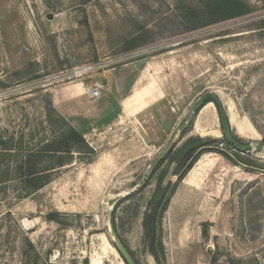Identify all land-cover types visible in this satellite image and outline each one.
Wrapping results in <instances>:
<instances>
[{"label": "rangeland", "instance_id": "obj_1", "mask_svg": "<svg viewBox=\"0 0 264 264\" xmlns=\"http://www.w3.org/2000/svg\"><path fill=\"white\" fill-rule=\"evenodd\" d=\"M242 1L251 14L195 29L207 19L197 22L191 13L206 15L220 0H0V264H126L109 233V212L136 260L157 264L143 229L157 184L153 163L197 100L216 94L234 127L245 118L257 133L251 139L232 127L238 140L264 144V0ZM138 32L148 44L121 53ZM151 60L149 79L164 91L159 120L146 112L139 121L99 128L90 137L97 163L76 152L63 166L48 159L47 176L58 175L33 191L18 168L67 131L62 103L88 86L87 68ZM170 113L177 118L165 136L161 124ZM200 133L224 145L213 103L176 139L175 151ZM246 154L264 171V152ZM207 158L210 170L200 172L196 188L181 185L164 216L166 264H264V249L246 256L240 250L260 235L263 201L254 184L244 186L254 169L216 153ZM169 181L177 178L170 174Z\"/></svg>", "mask_w": 264, "mask_h": 264}, {"label": "trees", "instance_id": "obj_2", "mask_svg": "<svg viewBox=\"0 0 264 264\" xmlns=\"http://www.w3.org/2000/svg\"><path fill=\"white\" fill-rule=\"evenodd\" d=\"M252 12V9L242 0H220V3L204 10L203 13L206 15H201L200 12L197 11L189 15L195 17L197 22H201L200 19H207L201 27L199 24L195 26V29H204L222 22L244 17ZM147 44L148 41L145 36L138 32L122 42L121 53L134 52ZM192 127L193 124H191L188 131L181 136V139L186 137V134ZM234 138L237 142L241 143L235 135ZM223 144L226 149H221L219 147L220 142L216 139L209 137L203 138L200 136L191 137L185 141L181 149L175 151L174 147L164 161L154 166L153 175L157 176V184L143 217V229L148 251L157 264H166V250L163 243L164 216L179 186L204 155L216 153L236 166L262 169L261 163L253 159L251 155L241 154L235 151L234 147L226 141H224ZM74 152L79 154L80 161L86 163L93 162L97 156V152L84 139L83 135L75 128L68 125L67 131L61 134L55 141L44 145L39 152L30 153L18 168L19 174L33 191H38L50 184L58 175L56 174L48 177V170L46 167H43L44 163L50 159V161L56 162L58 166H63L69 162L67 159L73 156L72 154ZM172 166L174 167L172 168ZM170 174L177 178L176 183H172L171 181L166 182ZM59 216V213H55L54 215H49L48 219L55 220V217ZM112 221L116 230L114 214ZM129 252L131 253L130 250ZM131 255L137 264H140L132 253ZM85 263L87 264V261ZM230 264H234V261H231Z\"/></svg>", "mask_w": 264, "mask_h": 264}, {"label": "crops", "instance_id": "obj_3", "mask_svg": "<svg viewBox=\"0 0 264 264\" xmlns=\"http://www.w3.org/2000/svg\"><path fill=\"white\" fill-rule=\"evenodd\" d=\"M153 60L147 62L129 61L119 67L95 66L92 76L89 77L92 80L87 85L94 83L101 85L100 97L92 99L85 93L86 87H83L81 91L71 95L62 103L63 116L67 121L69 120L70 125L81 133L89 145L97 152L96 158L93 162L89 163L90 165L97 163L95 161L99 159L98 150L94 146V142L90 141V137H97L99 128H112L117 123H124L127 120L139 121L143 118L141 114L146 112L150 116H156L157 120H159V110L164 105L162 101L164 91L158 81L149 79V76H152L151 71L155 68ZM227 113L231 125L234 127L231 116L228 111ZM165 118L166 121L161 124L162 133L168 136V131L172 130L177 116L170 113ZM95 124L98 128L90 129L89 126H94ZM234 128L244 137L255 139L257 136L256 131L245 118H241V123ZM203 135V133H200V137H203ZM209 155L212 154L204 155L182 182L181 185H184L186 189L196 188L199 184L198 177L201 174L200 172L210 170L208 166L211 164L206 163ZM103 163L104 160L103 162L99 161L97 166H103ZM238 167L246 168V166ZM253 171V174H246L249 176V179H246L247 183L244 186L255 185L256 193L260 195L263 206L259 211L261 215L260 235L254 241L245 242L240 245V250L245 256L264 249V171L260 169H254ZM95 174L97 176L99 172H95ZM255 190L252 188L250 194H253ZM177 199L179 200V206L183 198L177 197Z\"/></svg>", "mask_w": 264, "mask_h": 264}, {"label": "water", "instance_id": "obj_4", "mask_svg": "<svg viewBox=\"0 0 264 264\" xmlns=\"http://www.w3.org/2000/svg\"><path fill=\"white\" fill-rule=\"evenodd\" d=\"M48 19L52 20L53 15L52 14L48 15ZM209 103H213L217 107L225 141L228 144H230L232 147H234L235 151L241 154H246V153H250L253 151L264 152V144L262 143L242 144L235 140L229 115L226 109L224 108L221 99L216 94L208 92V93H205L201 98L197 100L194 107L189 112L185 122H183L178 127V130L174 133V136L172 137L171 141L168 143L165 149L158 156L156 161L153 163V166L158 165L159 163H161L168 157L170 152L175 147L176 139L181 137L184 133L188 131L189 127L194 122L195 116L203 109V107H205ZM145 180L146 178L144 179V181H142V183L138 186V188H140L144 184ZM107 203H110V199H107ZM108 215H109V221H108L109 233L111 235V238L115 244V247L118 253L120 254V256L122 257V259L124 260L126 264H137V262L135 261V259L133 258L129 250L127 249L126 245L119 237V234L115 230V227L112 221L113 213L109 212Z\"/></svg>", "mask_w": 264, "mask_h": 264}, {"label": "built area", "instance_id": "obj_5", "mask_svg": "<svg viewBox=\"0 0 264 264\" xmlns=\"http://www.w3.org/2000/svg\"><path fill=\"white\" fill-rule=\"evenodd\" d=\"M88 70H94L95 67H90V68H87ZM87 70V71H88ZM86 94L89 95L92 99H98L100 97V94H101V85H98V84H90L88 85L86 88ZM224 145H221V149L223 148Z\"/></svg>", "mask_w": 264, "mask_h": 264}, {"label": "bare ground", "instance_id": "obj_6", "mask_svg": "<svg viewBox=\"0 0 264 264\" xmlns=\"http://www.w3.org/2000/svg\"><path fill=\"white\" fill-rule=\"evenodd\" d=\"M93 264V263H92Z\"/></svg>", "mask_w": 264, "mask_h": 264}]
</instances>
